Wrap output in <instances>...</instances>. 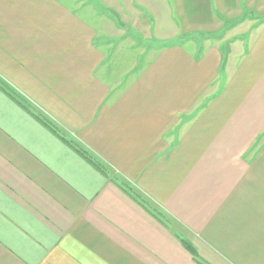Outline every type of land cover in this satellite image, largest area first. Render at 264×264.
<instances>
[{
	"label": "crops",
	"instance_id": "crops-1",
	"mask_svg": "<svg viewBox=\"0 0 264 264\" xmlns=\"http://www.w3.org/2000/svg\"><path fill=\"white\" fill-rule=\"evenodd\" d=\"M97 1L0 0V264H264V0Z\"/></svg>",
	"mask_w": 264,
	"mask_h": 264
},
{
	"label": "trees",
	"instance_id": "trees-1",
	"mask_svg": "<svg viewBox=\"0 0 264 264\" xmlns=\"http://www.w3.org/2000/svg\"><path fill=\"white\" fill-rule=\"evenodd\" d=\"M0 89L3 90L7 95H9L15 102L19 103L24 108L28 109L30 112H33V108L30 106V104L27 103L25 99H23L21 96L17 95L15 92H13L3 81L0 80ZM34 113V112H33ZM37 115V114H36ZM41 122H43L45 125L50 127L54 133L59 135L62 139L63 136L59 129L53 125L50 121H48L45 117L41 115L36 116ZM74 149L79 152L83 157H85L88 161H90L95 167H97L100 171L105 173L107 176L111 177V173L107 171L106 167L99 163L97 160H95L93 157H91L87 151L76 145L75 143H72ZM113 182L121 188L129 197H131L135 202H137L141 207H143L150 215H152L159 223H161L164 227L168 228L172 224L170 220L158 209H155L153 206L150 205V203L142 197L139 193H137L133 188L129 187L127 184H125L123 181H120L117 177L112 178ZM181 242L183 245L187 247L189 251L193 254V257L196 259V261H199L197 255L195 252L187 246L186 242H184L181 239ZM200 264H206L203 262H199Z\"/></svg>",
	"mask_w": 264,
	"mask_h": 264
},
{
	"label": "rangeland",
	"instance_id": "rangeland-1",
	"mask_svg": "<svg viewBox=\"0 0 264 264\" xmlns=\"http://www.w3.org/2000/svg\"><path fill=\"white\" fill-rule=\"evenodd\" d=\"M65 2H66V4L67 5H69V6H72V7H74V8H77L78 7V4H85V5H88V7H90L91 9H94V8H97L98 9V7H99V5L100 6H102L101 4H100V2L99 1H97V0H65ZM103 6H105L106 8L108 7L106 4H103ZM109 9V8H108ZM100 10V9H99ZM81 13V16L82 17H85V18H87V19H89V17L87 16V13L85 12V11H80ZM111 16V18H112V20H113V22L115 23V25L117 26V27H124L125 25L123 24V23H125V22H121V20H124L125 18H122V16H120V15H116V13H113L112 15H110ZM126 16H128L129 17V20H128V22H126V25H128V27L129 28H131L133 25H132V21H133V19H132V14H128L127 13V15ZM124 21H127V20H124ZM141 22V21H140ZM109 37H110V35H108ZM130 37H134L136 40H135V42L136 43H142L143 42V37L140 35V36H138L137 37V33H130V35H129ZM100 44H102V42L100 43ZM103 45V44H102ZM113 47H115L116 48V45H114V43H109L108 45H107V53H111L112 51H113ZM111 48V49H110ZM135 48H137V46L135 47ZM140 48H143V46L141 45L140 46ZM178 234H180V236H182L183 238H187V236H188V234H187V232L186 231H184V230H182V229H180L179 227H177V226H175V229H174Z\"/></svg>",
	"mask_w": 264,
	"mask_h": 264
}]
</instances>
